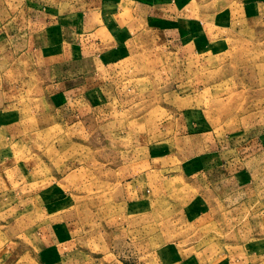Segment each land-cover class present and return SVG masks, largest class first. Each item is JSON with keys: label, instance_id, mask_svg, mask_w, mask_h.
I'll return each instance as SVG.
<instances>
[{"label": "rangeland", "instance_id": "rangeland-1", "mask_svg": "<svg viewBox=\"0 0 264 264\" xmlns=\"http://www.w3.org/2000/svg\"><path fill=\"white\" fill-rule=\"evenodd\" d=\"M29 1L8 3L23 24H0V43L50 24L35 16L48 0ZM260 1L233 0L256 16L220 41L185 18L117 37L87 82L60 85L15 54L0 64V264H264ZM213 137L233 149L226 171Z\"/></svg>", "mask_w": 264, "mask_h": 264}, {"label": "crops", "instance_id": "crops-1", "mask_svg": "<svg viewBox=\"0 0 264 264\" xmlns=\"http://www.w3.org/2000/svg\"><path fill=\"white\" fill-rule=\"evenodd\" d=\"M6 6L0 10V24L7 27V31L11 28L14 21L18 24H23L24 7H14L8 3H19L23 6L24 0H7ZM36 1L31 0L29 2ZM42 0H39V2ZM233 0H48L45 5L46 11L39 12L35 16L43 18L48 15L50 24H44V29L41 30V37H35L32 33L20 41V32H16L12 37H8L6 42L4 39L0 43V64L5 67V70H10L11 62L14 60V54L19 60L31 62L35 60L45 68H49V74L55 73L52 76V81L62 84H70L83 80L87 82L89 78L97 75L99 66H104L103 62L114 58V44L110 43L117 37L134 38L143 32L157 30L170 31L178 30L171 23L192 22L193 24L206 23L208 26L204 30H209L213 39L220 41L222 35L231 26L234 25L236 19L249 21L256 16L247 7V10L242 9L241 16H235V12L240 9V5L232 2ZM255 6H262V1L252 0ZM34 5V3H33ZM32 5V6H33ZM237 6L239 8H234ZM37 7V6H35ZM40 8V7H37ZM33 11H35L33 9ZM17 14V15H16ZM248 16V17H246ZM185 18V20H184ZM54 20V22H52ZM171 26H174L171 28ZM171 28V29H170ZM20 31V27L16 28ZM59 32V37L56 33L54 38L52 32ZM28 34V35H29ZM97 42L94 43V40ZM91 40L93 42H91ZM80 42V46L78 45ZM96 44V46H94ZM100 47L97 54L92 55L95 48ZM90 48H94L92 51ZM91 51V52H90ZM17 61V62H18ZM111 61V60H110ZM20 63V62H19ZM26 71L29 70V66ZM14 67V66H13ZM16 69V67H15ZM33 67H31V70ZM67 77V78H66ZM216 153L209 155V159L216 160L219 158L220 165H224V170L233 166L232 154L233 149L229 146L228 141L223 142L221 151L217 148V141L213 137ZM213 142V141H212ZM212 149V150H213ZM212 152V151H211ZM210 152V153H211ZM219 157H218V155ZM264 154V151L261 153ZM230 155V160L228 159ZM221 161H224L222 163ZM217 162L210 164L209 168L213 173V168ZM194 173V176L200 174ZM219 172L222 171L219 169ZM217 173L215 174L216 178ZM221 181H227L221 177ZM195 181V180H194ZM212 189L208 192L216 191L217 183H213ZM249 194V193H247ZM226 201V200H225ZM195 208L204 213L208 212L212 215L215 210L211 205L205 203L195 204ZM47 244V243H46ZM51 244V243H50Z\"/></svg>", "mask_w": 264, "mask_h": 264}]
</instances>
